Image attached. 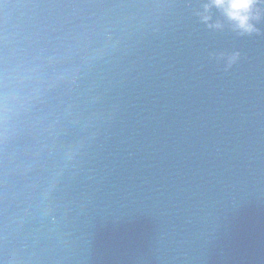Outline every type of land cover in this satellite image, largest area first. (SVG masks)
I'll use <instances>...</instances> for the list:
<instances>
[{"label":"water","instance_id":"obj_1","mask_svg":"<svg viewBox=\"0 0 264 264\" xmlns=\"http://www.w3.org/2000/svg\"><path fill=\"white\" fill-rule=\"evenodd\" d=\"M253 15L0 0V264H264Z\"/></svg>","mask_w":264,"mask_h":264},{"label":"clouds","instance_id":"obj_2","mask_svg":"<svg viewBox=\"0 0 264 264\" xmlns=\"http://www.w3.org/2000/svg\"><path fill=\"white\" fill-rule=\"evenodd\" d=\"M258 0H211V6L221 9L226 18L232 22L235 29L244 34H250L255 31L251 21L257 19L253 15V9ZM208 5H205L207 10ZM205 20L208 17H204Z\"/></svg>","mask_w":264,"mask_h":264}]
</instances>
